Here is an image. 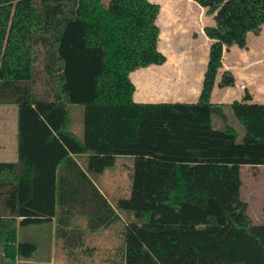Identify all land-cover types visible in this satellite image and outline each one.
Masks as SVG:
<instances>
[{"label":"trees","instance_id":"1","mask_svg":"<svg viewBox=\"0 0 264 264\" xmlns=\"http://www.w3.org/2000/svg\"><path fill=\"white\" fill-rule=\"evenodd\" d=\"M194 1L214 19L200 96L137 102L130 74L167 60L158 3L0 0V104L18 109V159L0 161V264H51L22 261L38 247L19 229L54 221L77 262V250L97 248L74 218L96 232L122 213L136 218L110 264H264V224L242 197V167L264 165V103L248 89L212 100L216 86H235L224 52L261 33L264 0ZM72 106L84 108L82 136ZM118 156L134 162L131 193L114 207L92 176Z\"/></svg>","mask_w":264,"mask_h":264},{"label":"crops","instance_id":"2","mask_svg":"<svg viewBox=\"0 0 264 264\" xmlns=\"http://www.w3.org/2000/svg\"><path fill=\"white\" fill-rule=\"evenodd\" d=\"M152 2L158 3L160 5V13L158 16V25L160 27V42H161V26L160 17L162 14L166 13L170 20H175V25L170 29L172 34L177 35L182 33L187 36L188 34H200L199 39L203 38V41L197 42L196 49H201L202 56L193 60L191 63L187 62H172L168 59L165 63L161 65H151L144 67L143 71L139 69L133 71L130 77L136 86V91L134 94V99L137 102H184V101H195L200 96L202 90V84L204 80L205 71L208 63L209 46L212 40L209 39L204 28L214 24V19L212 15L207 13V9L200 6L194 0H151ZM211 21L210 22V19ZM209 20V24H204L205 21ZM179 23V24H176ZM179 26V27H178ZM177 28V29H176ZM264 28V26H263ZM259 35L254 33L248 34V44L245 48H240L238 46H232L225 50L223 56V70L231 71L236 77L235 86L229 87H219L216 86L212 100L216 103L229 104L232 101L242 99L245 95V89H248L253 103H264V30ZM165 33V34H167ZM178 37V36H177ZM159 42L160 50L167 56L165 51L161 48ZM204 44H203V43ZM194 45V44H193ZM202 45V48L200 47ZM189 48V47H187ZM190 46V50H194L195 45ZM147 68V69H146ZM151 81L152 83H159L161 87V94L159 93L160 101H153L151 97H144L143 95H138L137 82L141 78ZM172 88H176V92ZM146 93V91L144 92ZM164 99V100H163ZM18 121V114H17ZM18 123V122H17ZM18 124H17V134H15V140L11 144L13 149V154H15V159L12 161H17L18 152ZM2 148L6 147L3 143L0 145ZM85 156L78 157L80 164L85 166ZM133 157L131 156H118L116 164L113 168L107 169L105 172L97 175H93L92 179L98 186L99 190L105 195V197L116 206V201L122 197H128L131 193V173L133 167ZM113 170V171H111ZM110 181V182H109ZM122 221L114 224L108 228L100 229L96 232H90L87 228V223L85 218L82 216H76L74 218V224L78 225L80 228L86 230L87 232V244L89 246H95L97 249L92 254H85L81 250H77L76 258L78 262L84 261L86 257L96 260V256L101 252L104 256L100 257L102 260L111 258L116 252V247L122 242V230L124 225L131 219L136 218V214L128 215L122 213ZM55 223V234L56 226ZM52 224V223H51ZM101 238V241L97 239ZM61 241L62 239L59 238ZM98 244H101L99 246ZM63 246V241H62ZM64 253L66 250L63 248ZM67 259L69 260L67 254ZM31 258V257H30ZM28 260V259H27ZM24 261V260H22ZM77 262V263H78ZM30 263V262H27ZM33 263V262H31ZM74 263V262H72ZM52 264V263H51Z\"/></svg>","mask_w":264,"mask_h":264},{"label":"rangeland","instance_id":"3","mask_svg":"<svg viewBox=\"0 0 264 264\" xmlns=\"http://www.w3.org/2000/svg\"><path fill=\"white\" fill-rule=\"evenodd\" d=\"M209 19L210 22H212L211 18ZM159 21L162 29L160 46L167 54L169 60L178 63H191L193 60L195 61L197 58H201L203 50L196 49L198 48L197 42L199 44V41H203V38L199 39L201 33L199 34L196 32V34H188L187 36L182 33H178L177 35L172 34V30L170 29L175 25V20H170L166 13L162 14ZM179 23L176 22V24ZM204 24H209V20L207 19ZM168 30L171 32L167 33L166 31ZM193 44L195 45V48L194 50H190L189 48L190 46L193 48ZM200 47L202 48V45ZM144 69L145 68H139V71H143ZM152 80L154 81L153 78L150 81L149 78L145 80L143 77L138 80V95H143L146 98L151 97V100L153 101H160L159 93L163 87H161L159 83H152ZM172 89L176 92V88ZM145 91L146 93H144ZM71 109L73 128L82 136V114L84 108L82 106H72ZM17 114V106L0 104V145L3 143L6 144L5 148L0 146V161H12L16 158L15 154H13L14 151L11 148V144L15 140V134H17ZM236 126L240 128L239 123H236ZM242 197L249 203V213L254 222L257 224H264V165H244L242 167ZM19 239L22 241L34 242L38 247L31 258L28 260L24 259V262L52 264H110L106 260L100 259L101 256H104L102 252L96 256V260L95 258L91 259L86 257L82 262L77 261L78 263H72L69 261L63 251L62 241L55 234V223L41 226L34 225L21 227L19 229ZM97 241H101V238L97 239ZM98 245L101 246V244Z\"/></svg>","mask_w":264,"mask_h":264}]
</instances>
